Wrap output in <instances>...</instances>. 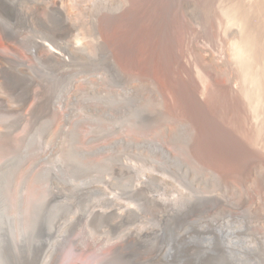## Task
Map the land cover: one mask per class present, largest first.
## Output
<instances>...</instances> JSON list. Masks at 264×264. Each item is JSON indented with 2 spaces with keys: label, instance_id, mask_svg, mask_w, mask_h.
Instances as JSON below:
<instances>
[{
  "label": "rangeland",
  "instance_id": "rangeland-1",
  "mask_svg": "<svg viewBox=\"0 0 264 264\" xmlns=\"http://www.w3.org/2000/svg\"><path fill=\"white\" fill-rule=\"evenodd\" d=\"M129 10L0 0V264H238L200 241L220 229L264 264L260 1L173 0L177 74L119 51L103 24Z\"/></svg>",
  "mask_w": 264,
  "mask_h": 264
},
{
  "label": "bare ground",
  "instance_id": "bare-ground-1",
  "mask_svg": "<svg viewBox=\"0 0 264 264\" xmlns=\"http://www.w3.org/2000/svg\"><path fill=\"white\" fill-rule=\"evenodd\" d=\"M129 1L130 10L128 13L114 21L104 23L103 27H105L107 32L116 28L120 29V33L115 38L118 49L124 56L136 57L145 51L150 54H155L162 63H164L166 68H169L170 71L172 70L173 73L177 74L178 70L172 66L175 59L172 40L174 37V28L176 27L172 17L173 0ZM259 1L260 12L264 22V0ZM179 72L181 74L184 73L182 67L179 68ZM194 100L199 102L197 99ZM205 122L206 124H200L198 127V145L208 153L213 151H218L222 154L235 153L237 157L238 153L241 151L240 146L234 148V145L230 142L228 137H225L208 121ZM213 233L201 237L200 241L203 243L206 242L207 244L221 243L229 250V255L234 258L238 264H252L247 256L245 258L240 253L241 251L235 248L241 247V240L234 239V237L224 229H220L218 234ZM49 239L50 238L46 235L43 236L39 242L51 245ZM49 245L48 247L50 248ZM173 250L174 249L169 245L165 255L170 256L173 254ZM72 264H76V262H72Z\"/></svg>",
  "mask_w": 264,
  "mask_h": 264
},
{
  "label": "water",
  "instance_id": "water-1",
  "mask_svg": "<svg viewBox=\"0 0 264 264\" xmlns=\"http://www.w3.org/2000/svg\"><path fill=\"white\" fill-rule=\"evenodd\" d=\"M234 252V251H233ZM238 256H239V254H238Z\"/></svg>",
  "mask_w": 264,
  "mask_h": 264
}]
</instances>
